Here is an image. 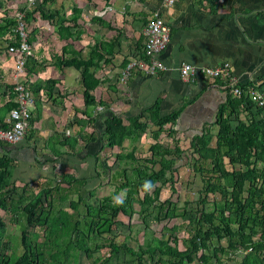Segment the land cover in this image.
Masks as SVG:
<instances>
[{
	"label": "trees",
	"instance_id": "1",
	"mask_svg": "<svg viewBox=\"0 0 264 264\" xmlns=\"http://www.w3.org/2000/svg\"><path fill=\"white\" fill-rule=\"evenodd\" d=\"M53 1L41 0L36 8L20 10L19 12L23 14V22L26 25L36 22V14H38L40 19L55 24V32L60 39H71L73 37L71 29L78 27L83 11L75 7L69 16L60 11L46 13L44 6ZM86 1L92 7H96L94 0ZM102 1L104 2L102 7H107L109 0ZM126 14H128V8H126ZM90 21L100 23L108 30H112L110 23H105L97 17H90ZM147 23L144 18L143 24L146 26ZM17 26L15 17H5L1 20L0 36L3 34L10 36L5 40V46L18 47L20 38L16 31ZM36 30L33 29L30 34ZM116 32L113 43L119 46V39L123 33L121 29ZM28 37L29 35L27 43L30 45L31 41ZM139 39L136 45L140 55L138 59L146 60L142 38ZM107 54L108 52L96 47L87 60L73 53L71 56L58 58L57 63L61 68L72 67L79 72L85 106L82 114L88 119L87 125L94 129L96 120L91 112L96 102L93 92L99 81L95 78L93 71L94 68H98L101 61L110 62L112 57L108 58ZM31 59L32 57L29 56L25 62L27 74L31 73L28 71L33 70L29 67ZM215 82L225 92V102L218 107L213 124L206 126L200 134L193 137V158L189 164L191 170L199 174L202 179V189L198 193L201 208L194 219L187 220L186 228L189 232L188 237L181 240L183 250L179 248L180 239L176 234L180 226L173 228L174 234L167 240L153 237L146 244L145 249L139 248L137 251L127 249L124 244L117 245L113 241L97 245V237L94 236H100L102 231H110L118 215L131 218L134 215L135 203L140 207L138 217L144 228L149 223L148 220L154 222L178 218L183 220L187 216V204L179 209L175 203L158 200L159 193L165 185L170 184L174 191V178L178 172L177 163L185 152L180 149L178 132L174 128L180 110L167 117H160L158 103H155L152 107L141 110L136 116L127 119H122L115 113H109L102 122L100 150L118 148L124 151L123 143L129 141L133 144L139 141L148 132L149 125L156 130L149 134L153 144L149 147L147 157L142 160L135 157L133 146L126 153L115 154L114 160L117 164L129 161L136 163L137 166L131 169L129 177L125 170L119 173L124 183L116 188L111 196L104 198L100 205L85 207L87 218L90 220L85 225L72 220V215L62 210H59L56 215L51 214L53 195L62 202L64 196L60 193L62 190L60 186L61 184L71 186L74 182L76 183L74 176L63 174L54 187L44 188L26 200L25 190L18 192V189L13 186L11 159L8 154L0 156V264H55L56 257L59 255L66 257L67 251L71 249L83 252L90 264H108V260L103 262L93 257L94 252L104 247L109 249L110 256L117 257L120 252H126L134 258L136 264L147 262L192 264L195 261L200 264H227L233 260L228 258L224 262L221 258L228 255V251L232 255L238 251L247 252L240 263L235 264H264V111L257 109L254 113L253 103L233 97L229 93L227 81L216 80ZM55 83L51 80L47 85L44 84V88L50 86L46 90L48 94L51 93ZM237 87L244 90L248 85H237ZM28 88L36 92L32 85ZM3 89V92L9 94L13 100L12 86L6 85ZM13 106L14 103L10 102L2 111L7 113ZM144 114L148 117L146 118ZM242 115L244 120L240 119ZM2 116L0 125L6 127ZM162 136L171 140L173 146L162 143ZM213 139L215 141L212 146ZM77 140L66 137L59 145L68 146L73 150ZM2 144L6 143L0 142V146ZM139 162H142V165ZM155 166L158 167L157 170L154 169ZM145 182L151 183L149 191L143 188ZM123 190H126L122 199L123 203H112V197ZM209 196L213 198L211 202L208 201ZM78 206L79 203L70 204L74 211H77ZM148 206L156 207L158 210L156 217H152L147 211ZM209 206L212 208L209 209ZM12 223L20 229V235L17 236L22 249L20 255L15 254L16 248L10 241L12 236L10 235L9 239L7 237V226L8 224L11 226ZM37 230L43 231L42 239ZM51 247L58 251L61 249V253L59 255L54 253L55 249Z\"/></svg>",
	"mask_w": 264,
	"mask_h": 264
},
{
	"label": "crops",
	"instance_id": "2",
	"mask_svg": "<svg viewBox=\"0 0 264 264\" xmlns=\"http://www.w3.org/2000/svg\"><path fill=\"white\" fill-rule=\"evenodd\" d=\"M3 1L7 0H0V2ZM55 1L57 0L53 2ZM212 1L176 0L173 7L165 8L161 0H145L144 2L137 0L136 9L131 12L130 2L127 0H109L105 8L102 7L104 4L102 0H94L96 4V7L93 6L96 8L94 10H91L90 6H75L82 9L83 13L80 15L78 27L71 29L73 35L71 39H60L55 32V24L44 20L53 28L52 43L46 38L39 40L37 28H34L37 30L33 34H27L31 41L32 56L29 67L33 70L28 71V73L31 72L29 74L26 71V74L29 85L36 89V92L29 90L35 98L34 107L30 109V128L22 142L0 146V156L8 154L12 161V182H15L14 186H21L20 189L17 188L18 190H25L26 200L30 198L27 196L28 191H34L35 195L44 188L54 187L59 182V179L55 180L54 172L57 168L59 172L63 169L61 173L74 176L77 182L71 186L60 183L62 188L60 193L64 196L62 203L67 201L68 208L64 209L63 204L51 202L53 207L51 214L56 215L59 210H62L72 215V220L83 225L89 223L85 207H97L104 198L112 194L98 199V195L101 194V179L105 171L102 164H98L97 159L98 154L103 151L99 150L102 146L100 131L102 122L109 113H115L122 119H127L136 116L141 110L152 107L155 103H158L160 117H167L180 110L174 126L179 136L187 133L198 135L206 126L213 124L218 107L225 102V92L216 82L213 83L201 76H197L192 83H183L178 75L179 67L183 63L192 65L196 70L228 63L236 85L264 86V0H222V4H219L217 0ZM38 2L39 0H34L35 5L23 10L36 8ZM119 2L125 3L124 15L128 8V14L133 18L134 24L133 29H129L131 33L125 34L121 29L125 35L120 37V43L117 46L113 42L117 35L116 30L119 28L117 23L121 22L118 21L120 17L118 14L122 12L119 9ZM73 8L67 13L64 11L66 8L56 11L69 16ZM154 11L161 14L170 28V43L159 56L165 66V71L151 77H145L140 72L133 71L127 80L120 82L121 71L127 63L140 56L136 45L140 41L139 38H142V46L145 41L143 31L146 26L143 24V19L145 18L148 22ZM107 15L113 19L112 22L106 19ZM90 17H97L105 23H110L112 30H108L100 23L91 22ZM135 24H139V27H135ZM85 25L90 26L89 29ZM101 30H106L110 34H104ZM85 31L92 36L90 37ZM129 37L133 38L132 41ZM9 38L10 36L4 34L0 36V45L5 50V53L0 52V78L5 75L7 84L13 66V61L7 54L4 43ZM40 41L43 43L46 41L44 44H48V48L44 47L46 50L44 55H39L38 47L42 45ZM127 45L131 46V49H127ZM96 47L108 52L107 57L112 58L108 63L101 61L98 68H94L93 71L95 78L99 81L93 92L96 104L91 112L96 121H94L95 129L92 127L87 134L84 130L88 126V119L82 114L85 106L79 72L72 67L61 68L57 63L58 58H65L73 53L87 60ZM51 80L56 83L51 93L48 94L46 90L50 86L44 88V84L47 85ZM1 82L3 81L0 80V118L3 115L4 121L7 113L2 110L6 104L11 102V96L3 92ZM256 111L254 107L253 112ZM75 113L77 118L73 116ZM144 116L148 117L147 114ZM257 118H259L258 115ZM240 119L244 120L243 115ZM66 137L78 139L73 150L68 146L59 145ZM125 142L129 149L133 146L132 149L136 151V142L133 144L129 141ZM125 142L123 143L124 150H126ZM93 197H95L93 202L88 200ZM113 198L111 201L115 203ZM75 203H79L77 211L70 207V204ZM80 206L84 208L83 214L77 218L74 214L79 211ZM121 217L129 220L124 215H118L113 221V226ZM17 228L18 226L13 223L9 226L13 237L18 236ZM111 230L102 231L101 235H108ZM94 236L100 238L99 235ZM123 244L133 251L146 248V245H142L134 249L126 243ZM102 249L108 250L107 258H116L110 256L107 247L100 250ZM246 253L238 251L232 255L228 251V255L222 256V261L226 262L229 258L235 262H227V264L240 263ZM15 254L20 255L17 249ZM120 254L125 255L121 264H136L134 258L126 252H120L118 256Z\"/></svg>",
	"mask_w": 264,
	"mask_h": 264
},
{
	"label": "rangeland",
	"instance_id": "3",
	"mask_svg": "<svg viewBox=\"0 0 264 264\" xmlns=\"http://www.w3.org/2000/svg\"><path fill=\"white\" fill-rule=\"evenodd\" d=\"M40 1L41 0H39V2L37 3V6L40 4ZM62 1L63 0H57V1H55V3L53 2L51 4H47L46 6H44L43 9L46 11H56L58 9L64 10L66 8V10H64V11H66V13L69 10H71V8H73L77 5L81 6V7H83L84 5L90 6L91 10L96 9L95 7H92L86 0H65V2H62ZM127 1L130 2L129 3V8H130L129 10L131 12L132 11L134 12V10L136 9V4L138 3L137 0H127ZM0 3L2 6V9L0 10V20H2L5 17H10V18H12L14 16L16 17L18 10H23L24 8H26L28 6L35 5L36 2L34 3V0H7V1L0 2ZM124 5H125L124 2H119V9L122 12H120L118 14V16L120 15V17L118 18V21H121V22L117 23V25L119 26L118 29H123L124 31L123 30L122 31L125 32V34H126V33H131V30H129V29H133L132 25L134 24V21H133V18H131L129 14L124 15V13H125L124 8H123ZM36 19H37L36 23H32V24H28V25H26V23L24 24L26 33L29 34L32 29L37 28L39 31L38 35H37L38 39L40 40V38L41 39L46 38L48 41L50 40V42H51L52 41L51 36L53 34L52 33L53 28L47 22H44L43 20H41L38 17V14H36ZM106 19L109 20L110 22L113 21V19H110L109 15H107ZM125 25H126V27H128L127 29H126V27H123ZM85 26L88 29L90 27L88 25H85ZM135 27H139V24H135ZM88 29H86V30L88 31ZM101 32L104 34H107V35L110 34V32L107 33L106 30H101ZM86 33L90 37L92 36V35H90L89 32H86ZM81 34L83 35L82 32H81ZM125 34L123 33V35H125ZM129 39L132 41L133 38L129 37ZM85 41H86V39H85ZM40 43H42V45H40L38 47L39 55H44V53L46 52L44 47L47 46V48H48V44L45 45L46 41H44L45 44L41 41H40ZM53 48L55 49L54 46H53ZM127 49H131V46L127 45ZM2 51H4V53H5L4 48H2V45H0V52H2ZM127 52H128V50H127ZM30 56H31V52H30ZM43 58H45V56H43ZM48 62H50V61H48ZM0 80L3 81V82H1V88H5V86L8 85L6 82V76L3 75V78H0ZM120 82H121V80H120ZM30 94L33 97L31 92H30ZM33 99L35 100L34 97H33ZM34 104H35V102H34ZM73 116L75 117L76 113ZM76 118H77V116H76ZM30 120H31V114H30V119H29L26 134L30 128ZM64 127L62 128V131H63ZM155 130H156L155 127H153L152 125H149L148 132L146 133V135H144L139 141L136 142V144H135L136 145L135 157L137 159L142 160L144 157H147V155L149 154V151H148L149 147L151 144H153V141L151 140V137L149 134H150V132L155 131ZM84 131L88 134L89 131H91V127L87 126ZM213 131H214V128H213ZM194 135L195 134L187 133V134H180V136H179V134H178L180 149H182L185 153H184L183 157L181 158V160H179L177 163L178 172L176 173V177L174 178V186H173L174 191H172L170 184H167L164 187H162V189L159 193V198H158V200L160 202L170 201L172 203L177 204L179 209H181L184 204L185 205L187 204V206H186L187 216H185V218H183V220L181 218L174 219L171 221H155V222L148 220L149 223H147L146 228H144L142 226V224H140V220L138 217L140 207H139V205H137L135 203L134 207H133L134 215L132 216V218H129V220L126 218H122V217L120 219H118L117 223L112 227L110 234L100 235V238L97 237V241H96L97 245H100L101 243H106L108 241H113L117 245L118 244L122 245L123 243H126L127 245L136 249L142 245H146L153 237H157V238H160L162 240H167L170 236L172 237V235L174 234L173 228L176 226H180L181 228L176 230L177 231L176 234H177L178 238L180 239L179 248L180 249L184 248L181 240L186 239L188 237V232H189L188 230L189 229L186 228L187 220L190 218L194 219L196 214L199 212L198 210H200V208H201L199 201H198V195H199L198 193H200V191L202 189V179H201V176L199 174L194 173L191 170L190 164H189V162L191 161V158H193L192 156H193V151H194V142H193ZM161 141L164 144L168 143L170 145V147L173 146V144H171V142H170L171 140L169 141V140H167V138H164L163 136L161 137ZM213 141H214V139H213ZM212 146H213V144H212ZM124 147H126V150H124V151H123V149H118V148H114L112 150L106 148L103 151H101L100 154H98V157H97L98 164L99 165L102 164V166L104 164V166H105V167L103 166L105 171L102 170L103 175H102V179H101V185H102L101 189H100L101 194L98 195V197H99L98 199L115 192L116 188H118L120 185H122L124 183L123 178L119 174L120 172L125 170L127 176L129 177L131 169L133 167L137 166L136 163H130L129 161H123V162H121V164H117L115 162V160H114L115 154H119L122 152L126 153L130 150L127 142H125ZM139 164L142 165V162H139ZM55 167H57V165H55ZM154 169L157 170L158 167L155 166ZM236 169H238V166H236ZM61 171L59 172L58 168L55 170L54 175H55L56 181L58 178H60V176H62L64 174V173H61ZM56 181H55V183H56ZM14 185H15V182L13 183V186ZM14 188L20 189L21 186H14ZM125 191L126 190L119 192V194H117L113 198L114 202L116 199L122 200L124 197ZM18 192H20V190H18ZM33 192L34 191H28L27 196L31 197V195H33ZM73 197H75V196H73ZM53 198H54V201L56 204H63L62 207L64 209L68 208V206H66L68 203L67 201H65L66 203H62L56 199L55 195H53ZM94 198L95 197H93L91 199L88 198V200L93 202ZM212 200H213L212 196H209L208 201L211 202ZM55 208L58 209V207H55ZM208 208L211 209L212 207L209 206ZM83 209L84 208L82 206H80L79 211H82V212L78 211L74 215L77 218H79L83 214ZM146 209H147V211L150 212V215L152 217L157 216L158 210L156 209V207L148 206ZM8 226H9V224H8ZM19 231H20V229L17 228L16 234L18 236L20 235ZM37 232L39 234L40 239H42L43 231L37 230ZM7 234H8V236H7L8 239H9L10 235H12L10 241L16 247L17 253L21 254L22 249L20 246L19 238L16 236L13 237V234H12V232H10V229H8ZM110 239H112V240H110ZM213 243L215 244V241ZM51 248L55 249V250H53L54 253L56 252V254H58V255L61 253V249L58 251V249H56L54 247H51ZM79 252H81V251H79ZM79 252H77L76 249H71V250L67 251L68 254L66 257H64L62 255H59L58 257H56L55 264H90V261L87 259L85 254L83 252L82 253H79ZM93 257H98L103 262L108 260V264H121L123 259H125V255H123V254H120V256H118L116 258H114V257L107 258L108 257V250L107 249H102L100 251L97 250L96 252H94ZM126 257L128 259H130L129 256L126 255ZM110 260H111V262H110ZM155 260H157V259L155 258ZM233 262H235V261L233 260ZM192 264H200V263L195 261Z\"/></svg>",
	"mask_w": 264,
	"mask_h": 264
},
{
	"label": "built area",
	"instance_id": "4",
	"mask_svg": "<svg viewBox=\"0 0 264 264\" xmlns=\"http://www.w3.org/2000/svg\"><path fill=\"white\" fill-rule=\"evenodd\" d=\"M165 8H171L176 0H161ZM222 4V0H217ZM23 15L17 13L16 21L18 26L16 31L19 34V45L5 46L6 52L13 61L12 72L8 77V84L12 86L14 94V106L7 112L3 123L0 125V142L14 145L22 140L27 120L30 117V109L34 106V99L29 92L28 77L25 70V62L30 56L31 46L27 43V33L22 22ZM145 41L143 52L146 60L135 59L129 61L121 71V82L129 78L133 71H138L145 77L155 76L165 71V66L159 56L167 49L170 43V28L165 23L158 11H154L143 31ZM178 75L183 83H192L197 76H201L208 81H227L229 93L235 98H242L254 104L256 109L264 111V86L252 85L244 90L237 87L232 77V69L228 63H222L213 67H204L196 70L192 65L183 63L180 65Z\"/></svg>",
	"mask_w": 264,
	"mask_h": 264
},
{
	"label": "clouds",
	"instance_id": "5",
	"mask_svg": "<svg viewBox=\"0 0 264 264\" xmlns=\"http://www.w3.org/2000/svg\"><path fill=\"white\" fill-rule=\"evenodd\" d=\"M143 188L145 191H149L151 189V183L150 182H145V184L143 185ZM116 204H122L123 200L121 199H116L115 200ZM9 227L7 226V231H8Z\"/></svg>",
	"mask_w": 264,
	"mask_h": 264
},
{
	"label": "bare ground",
	"instance_id": "6",
	"mask_svg": "<svg viewBox=\"0 0 264 264\" xmlns=\"http://www.w3.org/2000/svg\"><path fill=\"white\" fill-rule=\"evenodd\" d=\"M18 13H20V12H18ZM21 14H22V13H21ZM22 15H23V14H22ZM22 22H23V17H22ZM24 24H25V23L23 22V25H24ZM24 29H25V27H24ZM31 109H33V107H32ZM29 119H30V117H29ZM29 119L27 120L26 128H25V130H24V134H23L22 140H21L20 142H22L23 139H24V137H25V134H26V131H27V128H28Z\"/></svg>",
	"mask_w": 264,
	"mask_h": 264
}]
</instances>
